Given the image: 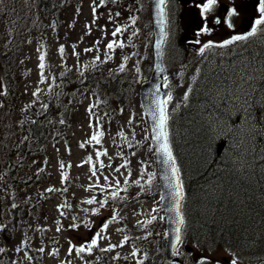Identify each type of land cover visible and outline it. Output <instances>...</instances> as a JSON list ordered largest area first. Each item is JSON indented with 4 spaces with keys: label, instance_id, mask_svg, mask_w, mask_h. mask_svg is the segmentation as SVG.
<instances>
[{
    "label": "rangeland",
    "instance_id": "374dc122",
    "mask_svg": "<svg viewBox=\"0 0 264 264\" xmlns=\"http://www.w3.org/2000/svg\"><path fill=\"white\" fill-rule=\"evenodd\" d=\"M179 1L177 12L179 5L182 11L188 7V0ZM194 1L199 7L195 13L201 25L194 26L191 22L184 25L186 28L178 31L177 39L172 34L166 43L164 66L173 88L166 102L168 115L185 101L197 71V62H194L182 73L177 61L180 59L175 58L176 41H179L182 54L199 52L204 55L220 53L224 50L223 41L232 36L264 40V25H257L250 36L243 31L250 23L247 33L251 32L254 21L259 18L258 0L249 2L241 14L232 18L224 15V8L231 5V0H218V5L204 13L201 12L202 0ZM234 1L239 10L245 5L241 0ZM129 2L116 8L103 5L101 0H79L68 8L65 18L60 19L63 24L59 31L41 40L46 42L47 49L32 39L23 61L28 68L22 83L25 99L39 105L48 85L54 81V77L43 70L46 65L45 59H40L41 55L44 57L43 49L55 70L64 61L73 69L83 63L100 61L128 70L135 83L138 82L149 63L151 24L149 7L145 13L142 5L137 8L138 1ZM249 16H252L251 21H245L244 18ZM191 17L195 19V14ZM217 17L224 18L225 23H217ZM202 22L203 26H210L209 31H201ZM228 23L233 26L227 27ZM117 28L119 32H116ZM210 41L211 45L205 48ZM109 44H112L111 48ZM42 62L44 65L40 67ZM247 79L253 80V77ZM237 90L241 91L240 95L236 88L229 90L225 102L233 109L246 111L250 95L245 89ZM91 102L92 96L87 93L70 121L68 136H57L56 142L47 147V179L41 184L23 187V193L33 197L39 196L42 190L55 191L46 203V212L38 210L40 205H35L37 211L20 222L19 230L11 239L0 240V249H3L0 258L4 256L7 264H139L148 249H161L160 231H164V226L160 225L161 209L154 184L155 164L151 152L145 155L148 129L143 126L145 118L138 100L134 98L127 109L123 108L113 129L104 127L102 132L89 113ZM10 195L7 186L0 183L3 206L9 205ZM3 219L0 215V224ZM93 238L96 244L89 251L88 245ZM25 243L30 251H23ZM81 246L84 251L79 250ZM233 259L226 250L217 249L209 253L207 262L231 264Z\"/></svg>",
    "mask_w": 264,
    "mask_h": 264
},
{
    "label": "trees",
    "instance_id": "16d2710c",
    "mask_svg": "<svg viewBox=\"0 0 264 264\" xmlns=\"http://www.w3.org/2000/svg\"><path fill=\"white\" fill-rule=\"evenodd\" d=\"M77 1L0 0V160L5 157L9 167L18 166L29 152L43 153L56 132L64 133L67 115L72 117L89 88L94 93L89 113L101 132L112 128L128 107L125 72L107 76L95 68L84 71L81 79L73 80L72 73L61 77L62 89H48L34 111L23 109L26 47L32 39L41 42L53 35ZM135 1L145 6V0ZM109 2L130 3L103 0ZM207 60L186 102L167 124L184 186L182 241L192 242L197 251L223 247L237 256L258 258L264 256V43L253 41ZM235 88L238 95L237 88L250 95L246 111L225 102ZM56 110L61 116L57 121ZM184 264L196 263L188 258Z\"/></svg>",
    "mask_w": 264,
    "mask_h": 264
},
{
    "label": "water",
    "instance_id": "95a60500",
    "mask_svg": "<svg viewBox=\"0 0 264 264\" xmlns=\"http://www.w3.org/2000/svg\"><path fill=\"white\" fill-rule=\"evenodd\" d=\"M160 0H151L150 11L153 26L152 54L153 62L150 75L143 81L139 89V97L142 109L144 110L150 127V136L155 151V160L159 177V192L161 196V206L164 212L166 228V250L165 255L170 260H176L175 248L181 238V201L182 188L180 177L175 163L172 150L169 146L171 156L164 153L160 145L164 137L160 135L159 108H164V99L169 95V89L163 86L164 71L162 67V48L165 36V8ZM173 162L176 169L175 175L172 173ZM179 229V231H177ZM179 237V239H177Z\"/></svg>",
    "mask_w": 264,
    "mask_h": 264
},
{
    "label": "snow or ice",
    "instance_id": "6c2138e0",
    "mask_svg": "<svg viewBox=\"0 0 264 264\" xmlns=\"http://www.w3.org/2000/svg\"><path fill=\"white\" fill-rule=\"evenodd\" d=\"M101 2H103V0H101ZM160 2L163 3L164 0H160ZM214 5H218V0H206V2H204V0H202L201 12L204 13V12L208 11ZM225 12H226V15L232 16V17H235L238 14V10L235 8V6H233L230 9L226 8ZM258 13H259V18L254 21V24L252 26V31L247 33V35H249V36L252 35L256 31L257 25H264V0H258ZM216 22L221 23V24L225 23L224 18H222V17H217ZM226 26L232 27L233 25L231 23H228ZM209 30H210V26L205 27V26H203V22H202L201 31L204 32V31H209ZM119 31H120V29L117 28L116 32H119ZM115 34L116 33L114 32L113 35H115ZM244 38H245V36H241V35L232 36L231 39L223 41V44L227 45V44L231 43L232 41L241 40ZM210 45H211V41L208 44H205L204 47L206 48V47H209ZM108 47L111 48L112 44H109ZM61 50H62V46H61ZM201 51H203V48L201 49ZM40 59H41V61H43V59H44L43 55H41ZM40 67H43L42 63L40 65ZM167 119H168V117L164 111V108L161 106L159 108V124H158V126L160 128V135L164 137V141L160 145V147L164 153L171 156L169 146L167 143V131H166ZM175 172H176V169H175L174 162H173V168H172L173 175H175ZM89 203H91V201H89ZM114 218L115 217H113V219ZM177 231H179V229ZM177 239H179V237H177ZM95 244H96V239L93 238L91 243L88 245V250L90 251L91 247L94 246ZM79 250L84 251L85 249L83 246H81V248ZM2 251H3V249H0V252H2ZM40 251H43V249H40ZM205 259L206 258H201V260H205ZM231 264H236V261L232 260Z\"/></svg>",
    "mask_w": 264,
    "mask_h": 264
},
{
    "label": "flooded vegetation",
    "instance_id": "af4514ba",
    "mask_svg": "<svg viewBox=\"0 0 264 264\" xmlns=\"http://www.w3.org/2000/svg\"><path fill=\"white\" fill-rule=\"evenodd\" d=\"M245 2H248V0H244ZM193 5L192 6H188L187 8L184 9V11H186V9H189L190 11L193 9ZM192 13V12H191Z\"/></svg>",
    "mask_w": 264,
    "mask_h": 264
},
{
    "label": "bare ground",
    "instance_id": "6f19581e",
    "mask_svg": "<svg viewBox=\"0 0 264 264\" xmlns=\"http://www.w3.org/2000/svg\"><path fill=\"white\" fill-rule=\"evenodd\" d=\"M249 89V87L247 88V90ZM249 91V90H248ZM262 101L264 102V100L262 99Z\"/></svg>",
    "mask_w": 264,
    "mask_h": 264
}]
</instances>
